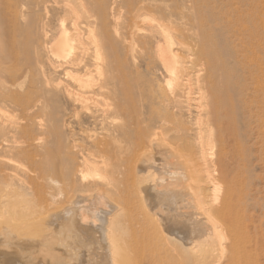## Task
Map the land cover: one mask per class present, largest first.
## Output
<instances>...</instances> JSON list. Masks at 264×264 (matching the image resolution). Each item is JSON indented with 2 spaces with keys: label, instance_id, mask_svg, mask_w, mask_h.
Wrapping results in <instances>:
<instances>
[{
  "label": "bare ground",
  "instance_id": "bare-ground-1",
  "mask_svg": "<svg viewBox=\"0 0 264 264\" xmlns=\"http://www.w3.org/2000/svg\"><path fill=\"white\" fill-rule=\"evenodd\" d=\"M197 1L189 0L194 5ZM102 3L101 15L94 21L87 20L86 24L91 32H95L97 37L100 36L105 40L113 53L117 44L110 35L111 4L108 0H102ZM128 5L129 12L134 11L127 25L128 35L138 39L139 42L146 38L138 25V20H134L138 16V19L140 18L138 15L140 12L159 11L163 18L167 17L170 20L176 14L174 8L169 10V6V9H162L152 4L150 0H130ZM222 5L227 9L224 10ZM222 5L218 10L219 17L212 15L215 20H211L209 16L194 17L200 18V23L195 22V27L197 24L201 26L198 31L195 29L197 42L192 46L193 49H190L189 59L179 52L182 51L183 46L182 42H178L177 36L179 38L186 36L181 33L182 27L179 32V30L175 31L176 29L165 28L162 24L157 27L150 25L153 30L156 28L163 39L164 43L156 50L165 74L170 80L169 84L173 85V90L170 93L162 91L159 95H154L155 103L150 106L148 116L145 110L140 108L143 106L144 109V100L138 80H135L136 76L133 80H126V77L120 79L117 75H106L100 83L90 84L92 74L96 72L102 75L104 65L90 58L81 39L82 29L78 28V22L75 23L76 44L73 47L77 52L75 57L65 64L68 69L67 75L71 76L72 82L70 87L64 89V93L81 112L92 115L93 120L97 122L104 123L107 118H111V115L129 120L128 123L116 128L109 135L111 136L109 139L96 138L94 147L110 156L108 169L114 173V176L118 174L116 176L118 178L120 174L132 173L138 167L145 168L149 173V170L155 169L158 175L162 176L155 184L147 186L148 188L144 190L141 189L142 192L138 193L143 195L140 198L144 199L147 205H145L146 212L141 207L143 210L141 216L144 214V219L140 217L143 219L141 223L132 220L130 209L121 208L119 205L120 200L129 201L133 196L123 182L116 181L118 178L116 182L107 181L106 185L95 182L83 184L85 178L82 176L81 167L89 166L91 157H81L80 169L74 170L68 164L64 163L60 168L58 163H55L54 159L57 157H53L52 147L45 148L41 153L39 151V157L35 151L29 149L35 146V131L32 127L38 125L42 128L43 125L34 120L36 107L40 105L39 111H46L47 103L34 104L31 101L35 87L33 84L25 87V83L20 82L23 79L27 80L28 73L23 71L20 75L11 74L9 68L5 66L7 64L5 60L8 58L2 56L4 59L0 60V184L4 188L0 190V243L5 241L7 246L12 248L14 262L31 264L26 257H31L34 252L39 256H45L46 263L43 264H86L90 260L88 257L95 260L94 264H257L260 262L256 259L258 258L256 251L263 244L255 240L253 226H248L251 217L248 215L247 193L244 187L240 189V183L235 180V177L246 172L244 167L240 168L232 177L230 171L232 165L228 157L229 143L234 142L240 147L241 139L238 120L240 109L236 99V86L241 87L239 85L241 81H238L229 63H237L245 72L244 82H248L250 85L247 86L248 88L264 95V0H223ZM212 8H218L216 0H213ZM15 13H18V7ZM210 23L216 24L217 31L211 28L206 30ZM200 30L203 33V40ZM188 31L190 32L189 29ZM94 37L97 38L95 35ZM212 39L216 40L214 46L209 44ZM71 45L69 38L64 36L56 43L53 54L61 57ZM130 49L128 56L136 61V52L134 48L130 47ZM113 57L115 58V55ZM116 59L107 61L106 71L125 74L127 69L124 63L119 57ZM197 68L200 69L197 70L199 74L194 83L195 75L193 76L192 73ZM195 89H198V95L201 94L203 100L198 105H195ZM112 93L121 98L108 109H101L100 102ZM155 105L157 108H154ZM13 113L20 114V118L12 120L6 117L7 114ZM192 119H195V129L191 125ZM157 126L160 130L162 128L168 132L170 139L160 140L159 134L154 131ZM51 132L55 133L54 130ZM206 134L211 136L207 142ZM159 136L161 137V134ZM194 138L199 141L198 144H192ZM177 143L179 144L176 145ZM215 148H218L217 154L213 152ZM5 154H11L12 157L6 158ZM15 157L17 160L27 161L34 168L28 173L24 172L27 173L25 176H20L16 172L20 166ZM71 163L73 162L70 161ZM141 169L137 172L140 173ZM62 177L68 181L66 185L69 188L66 192H64L65 186L64 188L61 186L64 191L56 189L60 187ZM134 177L131 180L132 184L136 181ZM139 179L140 177L138 181ZM29 183L35 188L29 189L27 187ZM139 183L136 184L141 185L142 188L144 184L139 185ZM217 186L221 191L214 195L212 191ZM49 187L55 188L56 193H49L46 190ZM69 189L78 195L76 194L77 199L74 203L66 201L70 206L66 205L64 209L60 206L65 204V199L71 198ZM15 196L24 197L23 202L18 203L19 200L17 201ZM36 196L40 199V203L38 202L40 207L35 206L33 211L30 204L34 199L31 202L25 198ZM13 197L16 203L13 202ZM11 200L14 205L16 204L17 209H14L16 207L13 205L10 206ZM51 204L60 206L56 205L57 210L50 214L55 210ZM8 207H12L13 212L12 208L10 211ZM158 214L163 217L162 226L156 219L161 217H156ZM23 217L27 219L17 220ZM66 222L75 225L77 232L80 233L79 238L80 235L90 237L98 231V249L92 245V249H96L92 252L96 253L95 256L86 253L85 250L78 252L81 248L76 252L75 248L74 252H66V246L63 247L61 240L62 243L59 244L58 240L62 233L60 227ZM8 226L17 229L20 234L16 237ZM33 229L51 233L47 236L33 235L37 236L33 240H22L23 233ZM149 230L153 235L151 241L147 240L150 236L149 234L147 237ZM121 233L127 234L128 240L130 239L126 240L127 245L119 241L125 245L121 244L123 248L115 238L122 237ZM153 237H157L156 239L161 243L158 245L164 247L162 251L153 246V242L156 241L155 239L153 241ZM90 239L86 241H91ZM73 247L71 246V249ZM90 247L89 245V249Z\"/></svg>",
  "mask_w": 264,
  "mask_h": 264
},
{
  "label": "rangeland",
  "instance_id": "rangeland-1",
  "mask_svg": "<svg viewBox=\"0 0 264 264\" xmlns=\"http://www.w3.org/2000/svg\"><path fill=\"white\" fill-rule=\"evenodd\" d=\"M108 1L112 7H110L109 11L110 35L117 44L115 51H113V53L117 52L116 54H113L105 40L102 39L100 36L97 37V34L95 32H91V29L86 24L87 20L90 19L91 21H94L97 19V17H99V15H101V4H103L102 0H0V60L4 59L2 58V56L8 58L5 60L7 63L5 64V66L9 68V72L13 75H20V73L23 71L28 73L27 80L23 79L20 82H22V84L25 83V87L30 86L31 84H33V86L35 87L36 90L33 93V97L31 99L34 104H40L41 102L47 103L46 111H39L40 105L36 107V114L34 120L40 122L43 125L42 128L38 125H34L33 127L30 126L34 128L35 131L34 144L37 148L35 149V146H32L29 149H31V151H35V153L39 157V151L41 153L44 151L45 148L52 147V149L54 150L53 157H57V159H54V161L56 160L55 163H58L57 165L60 168L64 166V163L68 164L70 165V168L74 170L80 169L79 165L81 157H91V164L87 167L84 165L81 167V170L83 172L82 176L86 179H84L83 184H90L95 182L100 185H106L107 181L108 183H110V180L111 182H123V184H125L129 188V191L133 197L132 199L130 197L129 201L120 200L119 205L121 206V208L124 207L125 209H130L129 212L131 214L132 220L141 223V221L144 219V214L143 216H141L143 210L144 212H146V201L144 199H141L143 195H140L138 193L141 191V189L144 190L145 188H148L149 186L155 184L158 178L161 179L162 176L160 177V175H158L155 169L149 170V173L145 171V168L141 169L142 167H138L135 170L136 172L134 171L135 173L132 172L134 174L129 171L130 173L128 174H120L119 178L121 179H119L118 177H116L118 174L114 176V173H112L110 169H108L109 162L111 160L109 158L110 156L107 153L99 152L94 147V140L96 138L109 139L111 137L109 135H111L116 130V128L125 123H128L129 120L124 118L122 119L120 117H114L113 115H111V118H107L104 123L97 122L93 120L92 115L87 114L85 112H81L80 108L77 107L64 93V89L70 87V84L72 82L71 76L68 77L67 75L68 69L65 64L69 62L72 58H74L77 52V50L73 47V45L76 44V42L74 41L76 34L75 23L78 22V28L82 29L81 39L85 45L86 50L88 51L90 58L94 62L104 65V67L102 68V75H99V73L97 74L96 72H94L92 74L93 76H91L93 81L91 80L92 82L90 81V84H95L97 82L100 83L102 80L105 79L106 75H117L120 79L122 77H126V80H133V78L136 76L137 78L135 77V80H138L140 87L139 90L143 95L142 100H144V109L143 106H140V108L142 110H145V114L148 116L150 115V106L155 103L154 97L159 95L162 91L165 93H170L173 90V85L169 84L170 80L165 74L161 60H159L158 58V50H156L158 49L160 44L164 43L163 39L160 34L156 31V28L155 30H153L150 25L157 27L159 24H162L163 26H165V28H170V30L176 29L175 31L179 30V32L180 28L182 27L184 31L182 30L183 32L181 31V33L186 36L183 38H179L177 36L178 42H182L181 45L183 46L182 51L179 52H181L182 56H184L186 59H189L190 49H193L192 46L196 45L195 42L197 41L195 40L197 36V31L201 26L200 24H197V27H195L196 23H200V18L194 17L209 16L211 20H215V17H213L212 15H217V17H219L220 14L218 13V10L221 8L223 0H216L218 5L217 9L212 8L213 0H198L195 5L192 2H189V0H150L152 4L162 9H169V6V10H172L174 8V13L176 14L174 15L173 19L170 20L165 16V18H163V15H161L159 11L146 10L144 12L143 10L142 12H140L138 14L140 15V20L138 19L139 16L134 19L135 21L136 19L138 20V25L143 30L142 33L144 37H146L144 41L142 40L140 42L138 39L136 40L135 38H131L128 35L127 31V25L132 17L131 14L134 13V11L131 13L129 12L130 10L128 8V1L130 0ZM191 3L194 7L191 5ZM17 7L18 13L16 14L15 10ZM226 9L227 8L224 7V10ZM209 28H211V30L217 31L216 24L210 23V25L207 26L206 30L208 31ZM188 29L190 30V32L188 31ZM192 29L194 30V32H192ZM195 29H197V31H195ZM200 34L202 38L201 40H203L204 37L201 30ZM94 35L100 40L95 38ZM64 36L69 38L70 45H72L66 50L63 55H61V57H57L53 54V52L55 51L56 43L61 40ZM94 39H96V41ZM215 43L216 40L212 39L210 40L209 44L211 46H214ZM130 47L132 49L134 48L136 52V61L133 60L131 56H128V50H131ZM113 55H115V58L113 57ZM116 57H119V59L122 60V62L124 63L125 68L127 69L125 74L122 72L108 73L106 71L105 66L107 64V61H115L117 60ZM229 64V66L235 72L238 81H241L239 83L241 87H239L238 85L236 86V99L240 109L238 120L239 129L241 130V139L240 147H237V144L235 145L234 142L229 143L228 157L232 165L230 171L231 176L234 177L235 174H237L238 169L243 167L245 169L246 174L235 177V180L240 183V189L244 187L247 193V199L249 201L248 215L251 217V220L248 222V226H253V229H255V240L260 241L261 245L263 244V246L259 247V249L257 248L256 251L258 253H256V257H260L259 259L256 258L257 261H260L257 262V264H264V95L260 92L253 90L252 88L247 87H250V85L248 84V82H244L245 72L238 66L237 63L231 62ZM198 69L200 68L195 69L196 72L194 70L192 73L193 76L195 75L194 77L192 76L194 83L196 82V77L199 74L197 71ZM229 80H231V78ZM242 89H244V91ZM195 94V105L201 104L203 100L202 96H200L201 94L198 95V89H195ZM119 98L121 97L112 93L110 96H107V98H103L99 106H101V109H108L109 106L111 107V104L116 102ZM154 108H157L156 105L154 106ZM6 117L13 120L17 119V117L20 118V114H7ZM191 121L192 128L195 129V119H192ZM158 127L159 126H157L154 130L159 135L161 134V137L158 135V138H161L160 140L162 141L163 139H170V135L168 134V132L162 130V128L160 130V127L159 129ZM47 129L49 131L45 132V130ZM53 130L55 133L52 134L51 131ZM210 137L211 136L206 134L205 141H209L211 139ZM194 139V141H191L192 144H198L199 141L196 138ZM178 144L179 143H177L176 145ZM217 150L218 148L213 149L214 154L218 153ZM4 156H7L6 158L12 157L11 154H5ZM164 156L165 155H162V157ZM231 157H233L232 161ZM15 160L18 161V164L20 166L19 170H17L16 172L22 177L34 168L25 160H17L16 157ZM64 160L67 162H64ZM70 161L73 162L71 163L73 166L70 164ZM140 169L144 172L141 171L140 173H138ZM24 172L27 173L25 174ZM64 177L61 178L63 179V181L60 180L62 182H58L60 187L55 186L57 191H64L65 189L64 192H66V190H68L69 187L68 185H66V182L68 181ZM111 177L112 179H110ZM133 177L136 178V181H138V177H140V179L138 182L133 181L134 183L132 184L131 180ZM116 178L118 179L116 180ZM141 178L142 180L147 181L144 182L141 180ZM79 179L81 178L79 177ZM139 182H144V185H142L144 188H140V184L142 183ZM136 183H139L140 186H138ZM61 186L62 188H64L63 186H65V188L62 189ZM134 186L136 187V192L138 191L137 193L134 190ZM219 186H221V184ZM219 186H217V188L212 191L214 195H217V192L219 193L221 191ZM27 187L29 189L35 188L33 185H31V183H29ZM2 188L4 187H2V185L0 184V190H3ZM70 189L69 196L71 195L70 197L72 198V195L74 193L75 195H73V198L65 199V204L62 205V203H64L63 201L62 203H60V205L62 206L56 204L57 206H60L61 208L65 209L66 205L70 206L68 205V202L66 204V201L69 200L72 203L76 201L78 193H75L73 190L70 191ZM46 190H48L49 193H56L55 188L52 187L46 188ZM15 197L17 201H20H18V203H22L24 200V197ZM36 197L25 198L29 199L30 201L34 199L33 202L31 201L32 203L30 204L33 211L36 207H40V199L39 197H37L36 199ZM16 199H14V201L11 200V203L12 201L16 203ZM140 202L142 204L141 206ZM14 203L10 204V206L13 205V207H16V204L14 205ZM56 205H53V207L51 204V206L55 210H53V212L51 211L50 214L54 213L57 210L58 207ZM141 207H143L144 209L141 210ZM51 208L50 210L53 209ZM14 209H17V207ZM45 216L47 217L48 215ZM7 217H9V215H7ZM140 217H142L143 219ZM156 217H160L161 220L158 218L156 219L159 225L162 226V224L164 223L161 222L164 221L162 215L158 214ZM25 219L27 218L23 217L17 220ZM69 222H66L62 225V227H60V231L62 233L60 232L61 236L58 240V242L60 240L63 242V247L66 246V252L71 253L74 248V251L76 252L81 248V250H79L78 252H83L82 250H85L86 253L89 252L91 254L92 252H94V250L98 249V231L94 235L90 236L91 239L89 236L83 237L82 235H80L79 238L80 233L77 232L75 225H71L72 223L70 224ZM68 223L70 224V226ZM66 225L67 227H65ZM63 226L65 229L63 228ZM73 230L76 234L73 232ZM10 231L14 232V235L16 237L20 234L17 229L15 230L10 228ZM148 232L149 233L147 237L149 236V234L150 236L149 239L147 238V240H150L153 235L151 234L152 231L149 230ZM50 233L51 232H39V230L33 229L24 232L22 235V240H33V238L37 237L33 235L45 234L47 236ZM68 236L72 239L74 238V241L72 239H69ZM121 236L123 238L120 236H118L119 238L115 237L116 241H118L117 243L121 245L124 242V244L127 245V242L130 240H128L127 234L121 233ZM156 238L157 237H153V241L154 239L156 240L153 242V246L156 248L158 247V250L162 251L164 247H162V245H158L161 243H159L160 241ZM64 239L66 240V242ZM82 239L84 240L82 241ZM88 239H90L91 241H86ZM123 240L128 241L125 242ZM61 241L59 242V244L62 243ZM119 241H122V243ZM71 242L72 244H70ZM85 242L89 243L84 244ZM66 243L68 244L66 245ZM2 244L0 245V264H19L18 261L17 263L14 262L15 257H13L14 255L12 254L14 252L11 247L7 246V242L3 241ZM94 244H96L97 246H94ZM70 245L74 247L71 249ZM79 245L82 246L79 247ZM89 245L91 246L90 249ZM92 245L96 249L93 250ZM122 245L121 247L123 248L125 245ZM84 246H87L88 249L86 250L87 247ZM91 255L95 256L96 253H92ZM88 258L90 260H88V263L86 264L95 263V260L93 258ZM45 259V256H39L35 252L32 253L31 257H26V260H29L31 264L46 263ZM63 260H65V258Z\"/></svg>",
  "mask_w": 264,
  "mask_h": 264
}]
</instances>
